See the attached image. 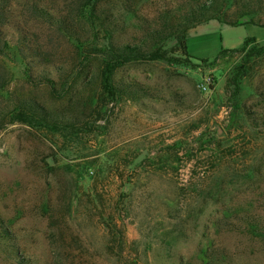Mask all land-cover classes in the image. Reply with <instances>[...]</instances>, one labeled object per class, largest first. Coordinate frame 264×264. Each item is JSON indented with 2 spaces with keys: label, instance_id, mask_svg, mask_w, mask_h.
<instances>
[{
  "label": "rangeland",
  "instance_id": "1",
  "mask_svg": "<svg viewBox=\"0 0 264 264\" xmlns=\"http://www.w3.org/2000/svg\"><path fill=\"white\" fill-rule=\"evenodd\" d=\"M26 1L70 4L3 2L0 264H264V128L247 115L264 110V27L225 24L223 8L157 44L158 56L117 62L110 41H136L169 0L135 12L99 0L117 26L93 29L85 10L77 38ZM24 35L62 75L53 88L25 76ZM109 79L150 96L119 95ZM11 95L75 120L43 124Z\"/></svg>",
  "mask_w": 264,
  "mask_h": 264
},
{
  "label": "trees",
  "instance_id": "2",
  "mask_svg": "<svg viewBox=\"0 0 264 264\" xmlns=\"http://www.w3.org/2000/svg\"><path fill=\"white\" fill-rule=\"evenodd\" d=\"M140 1L118 0L120 6L128 12H135ZM3 2L5 0L0 1V53L11 42L6 37V34L1 31V28L7 24L8 16H10L8 11H5L6 5ZM69 3L66 9L53 12L49 11L46 6L43 5V7L35 2L29 3L26 1L24 4L31 14L37 18L39 17L57 31L65 32L69 35H78L76 31L77 24L75 25V22L78 21V18L80 20L83 19L82 16L85 10H88L89 17L93 20V29L98 26L110 32V30H114L112 28L117 26L113 25L114 20L110 18L111 15L108 14L106 8L99 4V0H70ZM223 8H225V11L222 12V20L225 24L238 25L241 24V20L244 17L249 16L250 23L264 27V0H231L229 4H227V0H169L155 20H144L141 27L142 34L136 41L121 42L120 40L117 41L116 45L110 41L109 47L111 53L115 56L117 62H124L130 58L154 57L157 55L155 52L157 44L172 35L180 33L189 25L208 19L215 13L223 10ZM17 43V51L26 65L25 76L29 82L38 81L39 84L53 88V85L57 84L56 78L60 80L62 75L58 73L59 77H56V67H54V64L49 63L48 51L38 44V42L25 35L19 37ZM39 67H47V69L39 71ZM84 75L86 76L87 74ZM85 76L82 78L84 79ZM107 83L110 89L119 95L131 98L150 96L146 89L137 84L116 83L110 79ZM259 95L261 106L264 108V89ZM8 100L13 104L14 108L28 111L36 117L38 122L43 124L71 125L75 120L73 116L64 110H52L42 107L31 96L17 97L11 95ZM21 114L23 118L25 114ZM247 115L253 128H264V110L257 114V116H252V113L250 114L249 112H247ZM11 246L13 245L11 244Z\"/></svg>",
  "mask_w": 264,
  "mask_h": 264
}]
</instances>
